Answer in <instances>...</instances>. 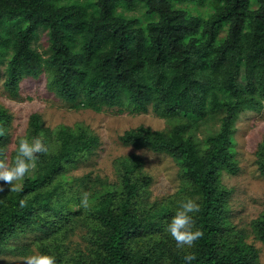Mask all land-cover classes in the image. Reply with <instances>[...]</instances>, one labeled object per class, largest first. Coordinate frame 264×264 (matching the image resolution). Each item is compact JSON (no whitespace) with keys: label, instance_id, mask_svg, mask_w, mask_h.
Masks as SVG:
<instances>
[{"label":"trees","instance_id":"1","mask_svg":"<svg viewBox=\"0 0 264 264\" xmlns=\"http://www.w3.org/2000/svg\"><path fill=\"white\" fill-rule=\"evenodd\" d=\"M139 8L145 21L125 15ZM41 32L49 42L43 52L34 45ZM3 63L11 97L22 80L46 73L49 91L69 108L165 119L166 130L141 125L119 139L169 156L181 188L151 200V178L135 155L116 159L113 182L76 179L69 172L95 153L99 137L78 124L44 128L32 114L25 138H40L48 151L37 154L33 176L16 182L20 191L0 181V256L33 234L37 253L56 264H185L189 252L191 264H258L259 250L230 220L232 191L221 174L239 171L233 134L240 116L264 110V0H0ZM11 119L0 106L9 164L19 144L9 152ZM216 121L217 129L205 126ZM257 156L264 177V143ZM189 198L200 206L191 215L204 236L178 248L165 228ZM250 230L264 246V213Z\"/></svg>","mask_w":264,"mask_h":264},{"label":"rangeland","instance_id":"2","mask_svg":"<svg viewBox=\"0 0 264 264\" xmlns=\"http://www.w3.org/2000/svg\"><path fill=\"white\" fill-rule=\"evenodd\" d=\"M144 14V9L140 8L125 13L127 17L136 16L142 21L146 19ZM34 45L39 51H45L49 46L47 34L39 33ZM5 68L6 64L0 65V106L12 116L7 126L10 138L9 152L14 151L20 139L25 138L29 118L36 113L41 116L44 128L54 130L59 125L72 127L78 124L88 127L99 137L98 149L85 162L72 168L69 172L70 176L76 179L85 176H91L92 179L100 177L113 182L116 179L114 170L116 159L135 155L143 160L144 169L151 178V200L162 199L179 192L181 182L178 166L174 160L169 156L154 154L145 149L125 146L119 139L126 130L141 125L152 130H166L169 124L165 119L152 111L146 114H132L114 108L97 113L90 109L69 108L49 91L46 73L22 80L19 95L11 97L3 88ZM205 126L217 129L218 122H211ZM204 129L202 127L199 130V139L205 137ZM32 141L29 140L30 143ZM233 143L239 171L235 175L226 172L221 174L222 184L232 191L229 202L230 220L235 227L246 233V241L259 250L258 264H264V246L255 240L250 232V223L264 213V177L261 176L256 163L258 150L264 143V110L246 112L240 116L235 126ZM33 173L31 169L29 176H33ZM34 238L33 234H29L12 241L11 248L0 256V264H24L26 256L37 253L33 247ZM76 240L77 238H73V241ZM16 250H19V253Z\"/></svg>","mask_w":264,"mask_h":264},{"label":"clouds","instance_id":"3","mask_svg":"<svg viewBox=\"0 0 264 264\" xmlns=\"http://www.w3.org/2000/svg\"><path fill=\"white\" fill-rule=\"evenodd\" d=\"M4 130L0 128V135H4ZM17 155L14 161L9 164L4 150L0 149V181L5 182L11 192L20 191L18 181H22L26 174L36 168V160L38 153H47L48 148L40 138H34L30 143L27 138H22L19 141ZM4 191L0 187V192ZM90 193L83 192L81 195V206L85 209L89 206ZM21 208L26 206V199L19 201ZM200 211V206L193 199H186L180 202L179 209L167 223L165 231L170 234L176 242L178 248H192L195 242L203 238L204 233L199 228H196L192 213ZM196 256L193 253H188L184 256L185 264H191ZM24 264H56L54 256L36 253L24 258Z\"/></svg>","mask_w":264,"mask_h":264}]
</instances>
